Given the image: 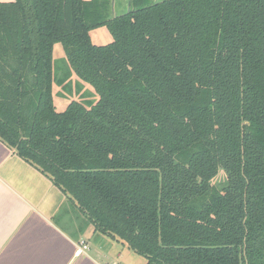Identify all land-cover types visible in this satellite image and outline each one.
<instances>
[{"label": "trees", "instance_id": "obj_1", "mask_svg": "<svg viewBox=\"0 0 264 264\" xmlns=\"http://www.w3.org/2000/svg\"><path fill=\"white\" fill-rule=\"evenodd\" d=\"M0 141L146 264H264V0L0 1Z\"/></svg>", "mask_w": 264, "mask_h": 264}, {"label": "crops", "instance_id": "obj_2", "mask_svg": "<svg viewBox=\"0 0 264 264\" xmlns=\"http://www.w3.org/2000/svg\"><path fill=\"white\" fill-rule=\"evenodd\" d=\"M113 8L125 12L129 0H113ZM80 240L88 249L75 255ZM146 262L121 239L95 231L49 178L0 141V264Z\"/></svg>", "mask_w": 264, "mask_h": 264}, {"label": "rangeland", "instance_id": "obj_3", "mask_svg": "<svg viewBox=\"0 0 264 264\" xmlns=\"http://www.w3.org/2000/svg\"><path fill=\"white\" fill-rule=\"evenodd\" d=\"M113 12L114 14L116 13L114 8ZM90 37L95 44H105L111 40V35L104 26L92 30ZM52 62L53 76L55 79L52 81V96L56 110H63L71 99L83 102L94 101L96 99L97 96L93 93L91 86L81 82L70 70L63 49L59 43H55L53 46ZM223 176L224 174L219 172L214 181H221Z\"/></svg>", "mask_w": 264, "mask_h": 264}, {"label": "built area", "instance_id": "obj_4", "mask_svg": "<svg viewBox=\"0 0 264 264\" xmlns=\"http://www.w3.org/2000/svg\"><path fill=\"white\" fill-rule=\"evenodd\" d=\"M88 249L87 244L85 243L84 240H80L75 249V255H80L81 253L85 252Z\"/></svg>", "mask_w": 264, "mask_h": 264}]
</instances>
